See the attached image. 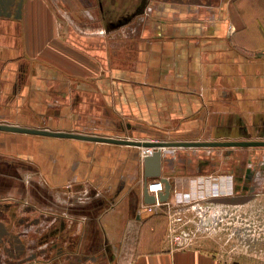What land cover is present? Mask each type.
Here are the masks:
<instances>
[{"label":"crops","instance_id":"1","mask_svg":"<svg viewBox=\"0 0 264 264\" xmlns=\"http://www.w3.org/2000/svg\"><path fill=\"white\" fill-rule=\"evenodd\" d=\"M10 2L8 7L0 5V124L70 132L81 124L76 115L92 110L107 122L109 102L115 97L117 110L123 113L130 105L137 116L131 128L162 125L171 133L170 141H264V0H22L20 9L19 0ZM62 7L85 30H79L82 35L69 34L70 41L64 40L62 29L67 25L59 23L57 15ZM144 9L151 11L147 23L134 19L126 26L138 30L129 41L132 57L118 51L123 65L112 70L107 83L94 87L96 92L60 87L56 65L75 74L88 69L84 60L79 61L81 55L91 60L109 55L98 43L128 42L124 36L104 35L103 30L97 35L93 28H111L113 22ZM29 61L37 64L30 68ZM94 93H99V101ZM121 121L124 127L126 121ZM86 143L122 151L129 147ZM192 151L215 157L220 161L216 167L228 168L226 174H214L213 190L220 196L235 189L255 197L264 191V180H255V169L239 188L229 170L264 167V148H168L162 150V167H186L180 158H190L186 154ZM101 155L91 156V164L80 167L66 169L56 163L25 170L8 167L3 172L6 194L16 199L25 195L26 206H35L36 212L25 213L26 208L21 213L14 206L18 201L8 200L9 210L4 220L0 217V264H240L197 247H168L163 211L148 213L144 207L143 160L140 170L133 158L120 161L126 167H110ZM106 155L110 159L111 154ZM240 155L246 157L245 164H238ZM133 161L135 167H128ZM170 179L172 203L185 199V194L211 193L210 179ZM87 184L102 194L75 197ZM65 191L67 200L61 194ZM45 201L52 210H43ZM31 218L35 226L24 237L21 230L28 224L22 221Z\"/></svg>","mask_w":264,"mask_h":264},{"label":"rangeland","instance_id":"2","mask_svg":"<svg viewBox=\"0 0 264 264\" xmlns=\"http://www.w3.org/2000/svg\"><path fill=\"white\" fill-rule=\"evenodd\" d=\"M149 9L131 13L132 16L130 14L128 17H125L120 21L113 22L110 25L111 28H93L94 32L98 31L97 35H100V30H103L102 34L104 35H113V37L119 35V38L124 36L122 40L128 42H125L123 44L108 42L102 45L98 43V48L99 46H102L103 51H106L107 53H109V55L107 54L106 58H104L103 60H91L89 59V57H84L81 55L79 61L81 62L82 60H84V64H86V67L88 69H82L75 74H71L69 69L65 68V66L63 65H56L58 70L56 74V80L58 81L56 82L60 84V87L64 89H67L68 87H76L81 89L93 88V92L98 91H95L94 87H98L100 85H103L104 83H107V80H110L112 77L110 76L112 75V70H114L116 66L119 67L123 65L122 58L121 56L119 57V52L126 53L124 55L125 57H132L133 44L130 43L132 41L131 36L136 38L138 30H136V27L135 29H131L127 28L126 26L130 24L134 19H139L140 21L144 20L145 23H147L151 14V11ZM57 15L59 16L58 18L61 19V22L59 23L64 22L65 25H67V27L64 25L66 28L62 29L65 32L64 40L70 41V36L71 34H74V31L76 33H80L81 35L84 34L79 31H85L84 28H81L74 23L75 20L72 19L71 15L65 10V8L62 7V9H58ZM59 23L58 25H60ZM140 34L142 35V31ZM92 35L95 34L93 33ZM65 61L67 63H70L67 57L65 58ZM124 62H126V60ZM28 63L30 65V68L35 67V65L37 64L36 61H29ZM124 65L126 66V64ZM89 71H91V73ZM55 73L56 72H54V75ZM111 97L112 95L109 96L110 99ZM96 98L97 101H99V93L97 94ZM131 100L132 99L128 97V99L125 101L126 104H128V102H130ZM109 103L111 105V109L107 111V122L102 119L103 117L98 115L99 113L92 110L91 114H81L79 116L76 115V120H80L81 124L77 123L78 125L73 127V129H70V132L119 139H138L141 141L172 140L170 139L171 133H169L168 131H164L162 125H156L146 130H135L134 128H131L130 121L135 116L132 113L131 106L128 104L129 107L123 109L124 112L121 113L116 109L115 97H112ZM101 111L102 110H100V112ZM118 114L124 115L120 116ZM121 119H125L126 121V123H123L125 128L123 126H120V123L122 122ZM32 141H36L37 143H33ZM123 149L125 150L122 151L118 148L101 144H88L86 142H77L57 138L52 139L50 137L34 138L29 135L8 134L0 132V209H2L0 212L1 219L4 220L5 214H7L9 210L8 205L6 204L8 203L9 199H15L18 201V204L15 202L16 204H14V206L21 213H24L26 208L27 209L25 213L28 211V209L36 212L35 206H26V201L24 198L25 195L20 196V198L22 199H16V197L6 194L4 188L8 183L4 180L3 172L8 167H23V169L25 170L26 168L24 167H55L56 163H58L59 167L67 169L68 167L90 165L91 156L93 157L95 155L102 154L101 157L105 159V161H108L110 167H126V163L121 164L120 161L133 158L134 161L137 160L136 165L140 170L143 157L145 156L143 148L127 147ZM133 149L136 150V153L133 152ZM196 153L197 151H192V154L190 152L187 153L186 155L190 157L188 159L180 158L182 163H185L186 167H176V170L174 169V171L170 169L172 167L163 166V176L169 178V181L171 180L170 178H185L186 176H197L203 177L205 179H210V182L212 180L211 190H209L211 193L202 197H192L188 193L189 195L185 194L186 203H184L183 205H177V201H173V205L171 206L172 209L170 211L163 207H159L156 210L163 211V215L166 218V226L168 225V214H170L173 219L181 218V222L185 224L184 226H182V228L194 233L192 241H185V244L183 245L184 249H192L196 247L199 249H205L211 254H215L217 256H220L221 258H226L232 262L240 264H264V191L261 193L259 191V195L255 197V195L253 194L248 195V191L243 192L241 189H235V194L225 193L226 198L224 196H220V192H214L215 190H213L216 181L215 175L221 172L226 174L228 172V168L216 167L217 164L220 163V161L215 159V157L202 156L200 155V152L197 154ZM106 154H111L112 158L110 157L109 159V156ZM242 155L238 156L237 158L238 164L240 163V165L246 163V161H244L245 156ZM134 161L133 163L129 162L127 166L135 167ZM247 169H250L251 171L244 172V170L246 171ZM254 169L257 173L255 180H258L257 182H259L260 180H264V167H229L230 172L234 171L235 173L234 175L237 185L236 187H242L243 182L250 179L249 173ZM31 174L28 175L32 176ZM136 175L138 176L137 173ZM22 176H24L23 182H25L24 184L26 185L27 175L26 173H24V171L22 172ZM139 176L140 177H138L139 179H137V181L142 179L141 171ZM155 181L157 180H150L148 181V184H150L149 182ZM29 182H31V180H29ZM91 187L89 184H87L86 187L82 189L83 191H80L81 193L78 192L74 196L81 199H88L91 196H100V194H102V191L100 193L98 188L95 189ZM253 191L254 190H252V192ZM246 193L247 195H245ZM61 194H63V197L65 198V200H67V191ZM84 199L81 201H84ZM187 201L189 203H187ZM49 203L50 201L43 205L44 211L52 210V207ZM64 206H67V202ZM64 206H61L60 208H65ZM79 206L83 207L84 204H81ZM9 221L10 220L8 218L7 222ZM22 222H27L28 224L25 229L21 230L22 234L25 237V233H28V229L35 226V219H24ZM181 222H178L176 227H180V224H182ZM101 238V243H103L105 241V238ZM95 239L98 243L100 237L97 236L95 237ZM2 257L3 254L0 256V262H2Z\"/></svg>","mask_w":264,"mask_h":264},{"label":"water","instance_id":"3","mask_svg":"<svg viewBox=\"0 0 264 264\" xmlns=\"http://www.w3.org/2000/svg\"><path fill=\"white\" fill-rule=\"evenodd\" d=\"M1 2V0H0ZM22 0H19L18 7L21 8ZM20 11H17L19 15ZM0 132L36 135L42 137L71 139L93 143H104L111 145L129 146L137 148H151L154 151L150 155L143 157V199L145 204H154L156 198L148 191V180H159L163 185V191L157 193V198L161 202H166L170 198L171 183L163 176L162 162L164 154L162 150L168 148H264V141H139L130 139H119L96 135L79 134L73 132L51 131L48 129H34L19 127L9 124H0Z\"/></svg>","mask_w":264,"mask_h":264},{"label":"built area","instance_id":"4","mask_svg":"<svg viewBox=\"0 0 264 264\" xmlns=\"http://www.w3.org/2000/svg\"><path fill=\"white\" fill-rule=\"evenodd\" d=\"M145 156L150 155L154 150L151 148L144 149ZM159 185L158 191H152L148 186V191L151 195H154L156 198V201L154 204H144V207L148 213H153L157 208H165L168 211L172 209V201L170 198L166 202H161L157 198V193L159 191H163V185L159 182V180L155 181ZM175 203V202H174ZM185 202V199H182L181 201H177V205H183ZM187 203H189L187 201ZM182 207V206H181ZM181 218H172L170 214H168V225H167V232H166V244L168 247L172 249H184L185 241H192L193 239V232L187 231V229L182 228L185 224L181 222ZM181 222L180 227H176L177 223ZM188 244V243H186Z\"/></svg>","mask_w":264,"mask_h":264},{"label":"bare ground","instance_id":"5","mask_svg":"<svg viewBox=\"0 0 264 264\" xmlns=\"http://www.w3.org/2000/svg\"><path fill=\"white\" fill-rule=\"evenodd\" d=\"M148 186L152 191H158L159 185L157 183L151 182Z\"/></svg>","mask_w":264,"mask_h":264},{"label":"flooded vegetation","instance_id":"6","mask_svg":"<svg viewBox=\"0 0 264 264\" xmlns=\"http://www.w3.org/2000/svg\"><path fill=\"white\" fill-rule=\"evenodd\" d=\"M10 1H11V0H1L0 5H4L5 7H8V6L11 5V3H12V2H10ZM227 199H229V198H227ZM50 261H51V259L48 260L47 263L50 262Z\"/></svg>","mask_w":264,"mask_h":264}]
</instances>
